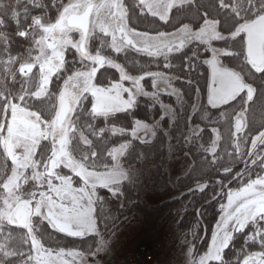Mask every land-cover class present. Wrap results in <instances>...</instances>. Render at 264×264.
Wrapping results in <instances>:
<instances>
[{
  "label": "rangeland",
  "instance_id": "obj_1",
  "mask_svg": "<svg viewBox=\"0 0 264 264\" xmlns=\"http://www.w3.org/2000/svg\"><path fill=\"white\" fill-rule=\"evenodd\" d=\"M28 1L29 0H0V61L2 60L1 57L4 56L3 51L12 50L16 52L18 46L21 49V47L23 46V42H26V40H30V35L32 36L33 34H35V36H33L35 39L33 40L39 42V40L41 39L40 30L42 29L40 27L44 26L45 28H47L55 20V18L51 20V18L47 15L37 14L31 18L27 25V28L26 26H23V23L18 26L16 25V23L11 25V21L14 20L13 18L15 17V15L18 14L21 9L25 8V5L28 3ZM112 1L116 2V0ZM112 1L60 0L59 3L61 10L64 9V13H62L61 15V17L64 18L68 15V13H79L90 3L96 2L97 6L95 8V13L91 22L94 28L90 33L92 36L101 35L103 38H106L108 40L107 45L112 52V56H109V58L107 59L108 61L106 66H109V68L113 69L115 68L120 73H122L120 66L114 64L113 60L115 59V56H117V54L123 55L128 50L123 46L121 41L116 38L114 32L116 27L114 25L123 27L124 32L128 36L139 42L141 46L147 47L150 50L161 46L162 48L167 47L170 44L177 42L176 39H179L185 34L191 33V29L188 27L178 28L176 31L170 34H158L156 36L134 31L125 24V21L121 17V14L119 12L117 13L118 21L112 20V18L110 17V10H112V5L114 4L112 3ZM190 1L191 0H137L142 11L152 14L154 15V17L156 16V18H159L161 21H165V18L169 16L171 10L175 8L178 9L181 5L189 3ZM56 2V0H48L45 8H51ZM173 13V15H175L176 11ZM199 20L202 21H200V24L203 23L200 27H198V30L200 32H212L213 34L211 35V37L214 36L219 40L225 38L224 36L219 34L216 29H214V27L216 28V26L218 25L217 21L207 19V17H200ZM105 22L107 23V28L104 25ZM245 24H247V22L239 23L235 27L239 28L240 26ZM69 33L70 32L66 33L65 35H61V41H63L64 45L66 46L60 47V51L54 53L53 55H50L51 57L49 58H37L39 56V53H37L36 55L34 54L30 56L28 60L25 58L26 55L24 56L23 52H21V54H19L21 57L16 59L15 65L14 67H12L13 71L9 75V78L6 77V80L12 84H16V82L21 84V88L18 87L19 91L15 93L12 98L7 97L2 109L3 111L0 123V144L4 156L8 160V167L6 168V171H4V178L0 184L1 225H24L32 229L35 227L38 228V226L43 225L44 222L47 223L41 212H39L41 210H39V207L41 206V208L43 210H46V212L49 210L53 214V216L57 218V220L59 219L64 222L70 223L73 226V229L77 227L78 230L80 228L83 232H93L95 225L93 214L95 202L94 198L96 197V192L94 189H92V187L86 185L85 182L91 181L96 186L100 181L98 179L103 180V182H109L108 185L105 186V190L111 196L118 194L114 180H121L124 184H132L135 194L138 195L140 199L148 206L158 207L161 204L169 203L170 201L177 199L179 196H181V194L184 193H180V191L175 188L174 184L177 182L178 178L184 175V173H186L188 168L191 166V160L186 153L179 155L180 147L177 144L178 142H180L183 136L186 139H184V142H189L191 141L190 139L195 138L197 135H199L202 128L200 127V125L194 124L195 121L200 122L204 120L203 122H206L207 124L209 123L210 125H212L213 123H223L227 121L226 119H228V115L230 114L233 115V118L231 120L234 127L231 129V137L237 138L239 136L238 129L240 124L243 127L241 131H244V113L246 111V106L244 105V103L241 104L242 107L240 108V110L237 109V106L233 108L234 112L232 111L233 109H231L228 114L223 110L215 115L210 112L211 114L205 113L204 116H201V118L198 119L197 110H203L204 105L207 106V104L205 103L207 95L203 98V96L201 95V90H199V86H191L187 81V90L184 91L185 93L183 96L181 91H179L180 89L178 88V86H176V83L173 85L171 83V85H169L168 82L164 83L162 81H151V92L144 93L143 90L141 92L145 99H154V103L157 104V107L160 110V117L156 120L153 119L151 123H147L144 121H134L129 130H121L119 128L110 127L94 131L93 127L89 126L87 122L82 123V125L80 123L79 125L78 120H76L74 117H72V119L70 120V123L66 127V131L64 134L67 145L70 139L75 138L80 143L81 147L90 148V141L88 137H86L88 134L92 135L93 137L105 135L110 139L117 137L120 140H123L122 142L109 149L107 154L110 159V165L107 167H103L99 172L88 171L86 170L85 165L76 160V158L73 159L69 157V159H71L77 167V171H80L83 176L74 175L72 173V171H74L75 169L73 166H70L73 169L72 171L67 168V172H70L72 174H63L60 171V169H62L61 167H63L62 161L56 162V160L54 159L47 160L52 155L50 151L48 152L49 155H47V159H45V168H42L41 162L34 163L23 160L16 161L14 157L16 153L19 154L20 151L19 149H12L11 145L13 141L11 142V144H9L8 124L11 119L26 118L41 121L42 126L47 125V122L41 119L36 112L32 111V109H28L27 105L34 104V101L41 100V98L45 97L50 92L49 86L51 84L52 78L60 70L64 69L63 67H65V63L67 60L65 59L66 57L64 55L67 45L75 47L78 44V39L75 40L74 37L72 38ZM195 34H197V32ZM9 45L10 47H8ZM37 49H40V47L37 46ZM191 49H193L194 51H198V49L196 48ZM202 51L203 53H201ZM202 51L198 52L205 56V60L214 59L220 64V66H222L223 63L221 57L230 55L232 56L233 54L232 52H227L216 44H212V46L206 45L205 48L202 49ZM95 57L101 56L99 54H95L93 58ZM205 60H202V62H205ZM82 62L84 67L75 71V75L81 74L83 75L82 78L78 76H76V78H73L74 75H71L70 77L65 75L54 96L55 107L60 102L59 99L65 88L64 85L72 88L73 83H80L81 80H83L84 84L79 90V94L83 95V93H87L84 101L87 98L90 102V115L92 118H104V116L109 117L115 114L130 112L133 110L137 103L138 94L137 89L132 84H126L124 86L119 81H116L108 83L107 86L95 84L90 86L92 80L89 74L93 70L94 64H88L86 59H83ZM25 64H33L36 67L35 71L33 72V77L31 78L32 80H35L36 84L34 86L36 87H27L26 82L28 83V81L18 73L19 67ZM192 65L193 64L191 63L190 67H192ZM109 68L107 67V69ZM256 71L259 73L260 71H262V69ZM253 77L255 76L253 75ZM191 78L192 77H190V79ZM175 80L176 79L173 78L172 81L175 82ZM9 82H7V85ZM2 86L4 87V85ZM160 86H162V88L164 89L163 93L157 91L159 89H162ZM32 87L36 88L33 92H31ZM1 88L2 87L0 86V96L2 93H5L6 90H3ZM255 89L256 87H254V90ZM261 96H263V99L261 97L260 98L262 99V103H264V92H262ZM188 106L190 107L189 109H187ZM247 106L248 109L252 110V108H249L248 104ZM260 106L261 105L256 106L257 111L261 109ZM177 108H182V110L176 111ZM55 113L56 112L54 111L50 119L55 116ZM75 115L76 113H73L72 116ZM50 119L47 121H50ZM185 119L187 122V126L186 131H183V127H180L179 123L180 121H185ZM174 123L175 125H173ZM81 126L83 127V129L80 128ZM215 130L216 129L212 128L210 131L215 134ZM159 135L163 136L166 140L165 144L167 146V155L164 164L166 163L165 172L172 190L168 194L154 196L151 193V182L149 180V177L147 176L148 169L151 168L150 165L139 161L138 163L136 162L133 165L127 166L123 162V158L128 153L132 142H138L141 144L151 143ZM48 138L49 134L47 132H43L40 140H44V142H47ZM260 148L263 149L262 154H264V129L258 135L251 139L248 157L258 155V150H260ZM54 149L55 153H57V149ZM206 151L210 156H212L216 151V144L212 143L210 148H208ZM93 154L94 152H92V155ZM76 183H81L78 185V187H87L83 188L84 198L78 206L58 204L50 198L51 196H46L48 190L50 189L54 194L56 189L58 188H77ZM205 186V183H197L192 188H190L189 191H201L203 190V188H205ZM258 199H261L264 202V174L258 179L253 180L246 186L242 187L241 189L229 191L227 193L225 201L223 202V205L220 207V215L218 217L217 223H215L216 225L214 227V232H216V239L213 244H211V246L207 249V251L196 260L193 259V247L190 246V244L184 238H182V235L172 223V217L165 220V222L163 223L159 222L158 224H154L150 228L145 227L142 223L130 217L126 221H124L121 226H123L127 222L138 223V225H140L142 229L141 233H139L137 237L139 238V235L142 234L141 238L144 239L142 242L137 243V246L133 248L134 250L131 253H122V249H120L118 246L110 248L109 246L104 245L102 247L101 239L97 245L93 246L90 249L89 254H83L81 252H77L76 250L64 249L60 247L54 248L53 250H48L47 247L41 245L40 243H34L36 244L35 246L37 249H34V253L25 254L24 247L16 248L14 251L19 254V260L10 264H39L37 259L45 255H47L45 257V260L53 264H117L120 258L122 259L125 257H133L136 254L138 248L142 247V245L158 243L162 239V237L166 236V234H169L171 236L170 238H174L175 240H177L176 242L178 246L182 247L184 253V255H181V259L178 258L177 260H173L175 259L174 256L176 255L169 252L168 257H166L167 264H172V262L174 261L181 264H208L211 261L220 262L222 257L221 254L228 245L227 243L229 242L231 236L230 233L235 230H241L246 226L248 222H253L255 224V220L258 219V214L262 213L259 212L256 207H249L244 211L239 212V214L235 217H232L234 212H236L241 206ZM262 205L264 206V204ZM59 207H61L62 209L63 207L67 209L65 210L66 214L67 212H69V210L72 209L73 215L75 214L80 216L81 220L74 218L73 215L72 217L69 216L66 218L61 214V212L58 211ZM20 212H22L23 214H20ZM129 229L132 230V228L130 227ZM8 243L7 245L10 246V244ZM7 247L5 254L8 255V258H10L12 256L11 249L8 250ZM87 249L88 248H86V250ZM172 252L175 253V251ZM263 256L264 252L249 255L245 258L242 264H258Z\"/></svg>",
  "mask_w": 264,
  "mask_h": 264
},
{
  "label": "trees",
  "instance_id": "obj_2",
  "mask_svg": "<svg viewBox=\"0 0 264 264\" xmlns=\"http://www.w3.org/2000/svg\"><path fill=\"white\" fill-rule=\"evenodd\" d=\"M38 1L40 0H29L25 8L15 15L14 20L11 21V25L16 23L18 26L23 23V26L27 28L33 16L37 14L53 15V10L58 7L60 8V0H56L57 2L53 6L51 5V8H45L48 0ZM262 14H264V0H194L193 5L184 7L183 10L175 13L173 18L177 20L179 17H182L181 23L198 24L201 21L199 20L200 17H207V19L215 20L219 25L227 29H232L237 24L242 22L248 23ZM30 46L26 40V42H23L21 49L18 46L16 52L12 50L3 51L4 56L1 57L2 60L0 61V86L2 87L1 89L6 90L0 96V123L5 100L7 97L12 98L19 91L18 87L21 88V84L17 82L16 84H12L6 80V77L9 78L16 59L21 57L19 55L21 52H23L24 56H29ZM126 57L131 62L130 67H128L130 69L129 73L132 75L137 74L136 67H134V62L138 59L137 56L133 52H130L126 54ZM114 61L119 62L120 58L117 57ZM140 62H143V59ZM67 67V65L63 67L64 69L61 73L63 78L65 75L68 76L71 73L70 70H67ZM253 75L255 77L252 76L254 79H252L251 83L256 87V94L249 104V108H252V110L247 108L244 113V131H241L243 129L241 125L239 127L240 130L238 129L239 136L237 138L231 137V129L234 128L231 120L233 115L229 114L226 122L214 123L212 125L194 120V124L202 126L199 135L190 139L191 141L189 142H184L185 138L183 136L180 142H178L177 145L180 147L179 155L186 153L191 160V166L174 184L180 193L184 192L177 199L161 204L158 207H151L135 194L134 187L130 183L124 184L121 180H114L118 191V194L114 196H111L105 190V186L109 182L90 186L96 192V197L94 198V220L98 235L71 238L56 232L45 222L43 225H39L38 228L35 227L33 229L24 225L0 224V264H10L18 261L19 254L14 251L16 248L24 247L25 254L34 253V249L37 250L35 245L38 243L47 247L48 250L60 247L89 254L90 249L97 245L100 239L109 236L130 217L148 228L159 222L163 223L172 217V223L180 232L182 238L193 247V259L196 260L198 257H201L216 239L214 227L220 215V207L223 205L227 193L232 190L241 189L264 174L263 149L260 148L258 150V155L248 157L251 139L264 129V103H262L263 96H261L262 92H264V75ZM116 81L119 80L114 71L104 70L97 76L95 85L107 86L108 83ZM7 82H9L8 85ZM56 86L58 85L54 79L51 86V91L54 93L57 89ZM33 103L27 105V108L35 111L41 119L45 121L49 120L54 113V109L50 106L51 104L48 105L50 106L48 112L44 113L40 111L41 106L44 105L43 103L41 104V101H34ZM89 105L90 102L86 98L79 106L78 113L74 117L78 120L79 125L80 123L82 125V123L87 122L89 126L93 127L94 131L110 127L129 130L134 121L151 123L153 119L156 120L160 117L159 108L143 100L130 112L119 113L109 117L104 116V118H92ZM257 105H261V109L258 111L256 110ZM189 108L188 106L187 109ZM229 108H226L227 114L230 111ZM178 109L176 111L182 110V108ZM179 124L180 127H183V131H186V119L185 121H180ZM80 128L83 129L82 126ZM212 128L216 129L215 134L210 131ZM86 137L90 141V148L81 147L75 138L69 140L66 147L69 157L76 158V160L84 164L86 170L99 172L103 167L110 165V159L107 154L109 149L123 140L117 137L110 139L105 135L93 137L88 134ZM36 141L34 139L29 144L30 155L27 161L34 163L41 162L42 168H45V159L49 155V146L45 144L36 149ZM165 142V138L161 135L151 143L141 144L132 142L128 153L123 158V162L127 166L139 161L150 165L151 168L148 169L147 176L151 182V193L154 196L165 195L172 190L165 172L166 163L164 164V161L167 155ZM212 143L216 144V151L210 156L206 150L210 148ZM92 152H94L93 155ZM7 161L0 144V184L4 178V171L8 167ZM71 167L63 165L60 171L63 174H72L67 172V168L71 171L73 170ZM197 183H205L206 186L201 191H189ZM76 184L78 186L81 183ZM85 184L88 185L87 183ZM255 222V224L248 222L241 230H235L230 233L228 245L221 254V261H211L208 264H242L249 255L264 252V213L258 214V219ZM6 247L8 250L11 249L12 256L10 258L5 254ZM86 248L88 249L86 250ZM46 256L39 257L37 259L38 263L53 264L45 260Z\"/></svg>",
  "mask_w": 264,
  "mask_h": 264
},
{
  "label": "flooded vegetation",
  "instance_id": "obj_3",
  "mask_svg": "<svg viewBox=\"0 0 264 264\" xmlns=\"http://www.w3.org/2000/svg\"><path fill=\"white\" fill-rule=\"evenodd\" d=\"M105 1H112V0H105ZM114 3L112 5V10L110 17L112 20L118 21V12L121 14V17L124 19L125 24L133 29L134 31L149 34L152 36H156L158 34H170L176 31L178 28L182 27H188L191 29V33L185 34L179 39H176L177 42L170 44L167 47L162 48H154L153 50H150L147 47H143L140 45L139 42L135 41L133 38L128 36L125 32L123 27H118L114 25L115 28V35L116 38L121 41L124 47L127 48V52L125 54H117L115 58L119 57L120 61L115 62L114 64L119 65L122 73H120L115 68H109L107 65V59L109 58V55L112 56V52L110 48L107 45L108 40L106 38H103L101 35H94L92 36L90 32H92V29L94 28L92 26V18L95 13V8L97 6L95 3H90L87 5L81 12L79 13H71L64 18L61 17L62 13H64V9L61 10V8H57L53 10V15H47L51 18V20H54L52 24H50L49 27L45 28L44 26L40 27L42 28L40 30L41 32V39L39 42H36L33 36L30 35V40H28V44H30V51H29V57L27 56L26 59L29 60L30 56L36 55L39 53V56L37 58H49L50 55H53L54 53H57L60 51V47L66 46L64 45L63 41H61V35H65L66 33L70 32L69 34L74 37L75 40L78 39V44L73 46L66 47L65 50V59L68 69L70 70L71 74L68 75L70 77L71 75H74L73 78L76 76L81 77L83 75H75V71L78 69H81L84 67L82 60L86 59L88 64H94L93 69H97L98 72L95 75V78L92 80L90 86L96 84L97 76L105 70L114 71L116 75L118 74L119 82L122 83L124 86L127 84H132L137 89V103L140 101H145L147 103H150L151 105L157 107V104L154 103V99L143 97V94L141 93L142 90L144 93H150L151 87L150 83L151 81H162V82H168L169 85L177 84L178 88L180 89L181 93L184 96V91L187 90V81L190 83L189 85L194 87H200L199 90H201V95L206 96V105H204V109L197 110L198 118H201V116H204L205 113L210 112L213 113V115L220 113L222 110L224 112H227L226 108L230 107L235 108L238 106V110L242 107L241 104L244 103L247 110V104L249 105L253 97L256 94V89L254 90V86L252 85V79L253 74L256 75H264V64L261 67H252L250 65L245 57V36L240 33L239 28H232L227 29L226 27L222 25H217L214 29L217 30L219 34L224 36L223 39H217L216 37H211L213 34L209 31H202L200 32L198 30V27H200L203 23L198 24H188V23H181L182 17H179L177 20L176 18H173V12L176 11L179 12L180 10H183L184 7L188 5H193L194 0H191L189 3H185L184 5H181L178 9L175 8L171 10L169 16L165 18V21H161L159 18L157 19L156 16L149 14L148 12H144L140 9V5L137 2V0H116V2L112 1ZM91 8L89 18H88V24L87 27V34L83 35L82 30L80 27H69L66 23L68 16H82L86 9ZM57 18V19H56ZM116 21V22H117ZM115 22V23H116ZM202 22V21H201ZM252 22V21H251ZM250 23V22H249ZM248 24V23H247ZM104 25L107 28V23L105 22ZM104 27V26H103ZM109 28V27H108ZM196 28V29H194ZM197 34H195L196 32ZM117 31L122 32L121 34L117 35ZM124 36H127L128 38L133 41V43L139 47H142L147 49L148 51H154L153 54L149 53H141V52H134L130 47L125 45L122 41ZM185 40V41H184ZM190 40V41H189ZM189 43V44H188ZM212 44H216L219 47L223 48L227 52H232V56H223L221 57V60L223 61L222 66L214 60H205V56L203 54H200L199 52L202 51V49L205 48L206 45L212 46ZM187 45V46H186ZM37 46L40 47V49H37ZM204 47V48H203ZM191 48H196L198 51H194ZM202 48V49H201ZM217 48V47H216ZM242 48V49H240ZM240 50V52H238ZM79 54H78V53ZM134 53L135 56H137V60L134 62V67H136L137 74H131L129 73L131 62L128 61V58L126 57L127 53ZM203 53V51L201 52ZM95 54H99L101 57H95L93 56ZM263 56H264V44H263ZM101 58V60L104 61L102 65L97 64V59ZM143 59V62H140V60ZM202 60H205V62H202ZM145 62V63H144ZM228 62V63H227ZM193 64L192 67H190V64ZM127 65V66H126ZM23 66L31 67V72H28L26 69H21L19 67L18 73L20 76H23L26 82L27 87L34 86L36 84L35 80H32L33 72L35 71L36 67L33 64H25ZM107 67L109 69H107ZM259 73L256 70H260ZM83 71V70H82ZM63 71L60 70L51 80V84L49 86V93L41 98V104L43 103L40 111L47 113L49 107L51 106L54 111L57 113L59 107L62 103H67L69 107L68 108V116L63 126L61 127H54L52 125V122L54 120V117L50 119V121H46L47 125L42 126L41 121H36L33 119H26V118H15L11 119L9 122V144L12 142V149H19V154L16 153L14 159L17 160H23L27 161L29 158V152H30V146L29 144L36 139V149H39L42 145L44 146L47 144L49 146V151L52 158H56L60 162L65 155L68 154L67 142L64 138V134L66 131V127L70 123V120L72 119L73 113H78L79 106L81 103L84 102L85 96H87V93L79 94V90L81 89L82 85L84 84L83 80H81L80 83H73L72 88H70L67 85H64L65 88L63 90L62 95H60V102L55 107V94L59 87V85L62 83L63 76H61ZM91 73V72H90ZM124 73V74H123ZM126 75V76H125ZM235 76L240 81V84L242 86L248 87L252 90V96L250 99H248V94L246 91L241 89L242 91L238 94H236L233 98L230 97L229 92V82L230 78ZM190 77H192L190 79ZM80 78V79H81ZM173 78H175V82H173ZM55 79V82L58 86L55 93L51 91L52 81ZM211 81L214 83L211 85ZM25 86V85H24ZM36 87V86H34ZM32 87L31 92H33L36 88ZM79 87V88H78ZM162 88V86H160ZM143 88V89H142ZM78 89V90H77ZM193 89V87H192ZM158 92L163 93L164 89L157 90ZM166 96V95H165ZM53 97V98H52ZM53 99V101H52ZM151 99V100H150ZM51 104V105H50ZM50 105V106H48ZM230 105V106H228ZM56 108V109H55ZM236 109V110H237ZM234 112V109L232 110ZM35 112V111H33ZM246 112V111H245ZM55 113V115H56ZM196 115V114H195ZM76 116V115H75ZM200 116V117H199ZM75 118V117H74ZM233 118V117H232ZM200 121V120H199ZM204 120L200 121L203 122ZM206 123V122H203ZM207 124V123H206ZM214 124V123H213ZM239 125V124H238ZM241 124L239 125V127ZM202 128V126L200 125ZM43 132H47L49 134V138L47 142L41 141V135ZM14 144V146H13ZM58 145V146H57ZM24 148V149H23ZM57 149V153H55V149ZM35 149V150H36ZM261 200V199H258ZM264 204L263 200H261ZM264 213V212H263ZM20 214H22L20 212Z\"/></svg>",
  "mask_w": 264,
  "mask_h": 264
},
{
  "label": "water",
  "instance_id": "obj_4",
  "mask_svg": "<svg viewBox=\"0 0 264 264\" xmlns=\"http://www.w3.org/2000/svg\"><path fill=\"white\" fill-rule=\"evenodd\" d=\"M91 8H88L85 10V12H83L84 14L82 16H68L67 18V25L69 27H80V29L82 30L83 35L87 34V24H88V18H89V14H90ZM240 33H242L245 36V57L248 61V63L250 65H252V67H261L264 64V56H263V44H264V15L259 16L258 18L254 19L252 22L242 25L239 29ZM117 35L121 34L122 32L117 31ZM125 45H127L128 47H130L134 52H141V53H149V54H153L154 51H148L147 49L142 47H139L137 45H135L133 43V41H131L130 38H128L127 36H124L123 41H122ZM104 63L103 60H101V58L97 59V64L102 65ZM21 69H26L28 72H31L32 68L31 67H26V66H22ZM98 72L97 69H93L91 71L90 78L93 80L95 78L96 73ZM214 82L211 81V85ZM229 92L228 94H230V97H234L236 94L240 93L243 89L244 91L247 92L248 94V99H250V97L252 96V90L248 87L242 86L240 84V81L238 80V78H236L235 76H233L232 78H230V82H229ZM231 99V98H230ZM68 104L67 103H62L61 106L59 107L54 120L52 122V125L54 127H61L64 125L67 116H68V108L67 107ZM56 159V158H55ZM59 161V160H57ZM62 165H66V166H73L75 169L74 171H72V173L76 176H83V174L80 171H77V167L75 166L74 162L69 159L68 155L63 156L62 158ZM96 180V179H94ZM99 184L100 183H107V182H103V180L98 179ZM88 184V186H95V184H93V182L89 181V182H85ZM70 198L72 199V197L70 196ZM262 201L261 200H254L251 201L243 206H241L236 212H234L232 217H235L236 215L239 214V212L244 211L245 209L249 208V207H256L259 212H264V206L261 204ZM43 217L45 218V220L48 222V224L50 225V227L53 228V230H55L56 232H59L62 235H65L67 237H71V238H82L84 237V232L81 229H73V226L70 223L64 222L62 220H57L56 217H54L50 212H46V210L41 211ZM258 264H264V256L263 258L258 262Z\"/></svg>",
  "mask_w": 264,
  "mask_h": 264
},
{
  "label": "crops",
  "instance_id": "obj_5",
  "mask_svg": "<svg viewBox=\"0 0 264 264\" xmlns=\"http://www.w3.org/2000/svg\"><path fill=\"white\" fill-rule=\"evenodd\" d=\"M51 159H54V158H52L50 156V158L47 160H51ZM54 160H56V162H57V159H54ZM83 188H87V187L86 186H81V187L77 186V188L72 187V189H70V188H58V189H56L54 194L52 193V190L50 189V190H48V193L46 194V196H51L50 198L53 201L57 202L58 204L69 205V206H78L80 204V202L82 201V199L84 198ZM70 196L72 197V199L70 198ZM39 210H40L39 212L43 211L41 206L39 207ZM65 210H67V209H65L64 207H63V209L61 207H59L58 211L61 212V214L63 216H65L66 218L69 216L72 217L73 210L72 209L69 210V212H67V214H66ZM41 214H42V212H41ZM93 214H94V212H93ZM73 217L77 218L78 220H81V217L78 215L74 214ZM129 227L132 228V230H130ZM76 229H77V227H76ZM95 229H96V227L94 225L93 232H90V231L88 233H87V231L84 232V237L86 235H98V232ZM141 229L142 228L140 227V225H138V223L127 222L123 226L116 228V230L113 231L107 238L101 239L102 247L104 245H107L110 248L118 246L120 249H122V253H131L134 250L133 248H135L137 246V243H140L144 240L143 238H141L142 234L139 235V238L137 237L138 234L141 233Z\"/></svg>",
  "mask_w": 264,
  "mask_h": 264
},
{
  "label": "built area",
  "instance_id": "obj_6",
  "mask_svg": "<svg viewBox=\"0 0 264 264\" xmlns=\"http://www.w3.org/2000/svg\"><path fill=\"white\" fill-rule=\"evenodd\" d=\"M169 234L162 237L158 243L154 244H145L142 247L138 248L136 254L131 258H120L117 264H167V258L169 252L176 256L175 259L182 258L181 255H184L182 247L178 246L177 240L170 238ZM172 251H175L173 253ZM172 264H181L176 261Z\"/></svg>",
  "mask_w": 264,
  "mask_h": 264
}]
</instances>
